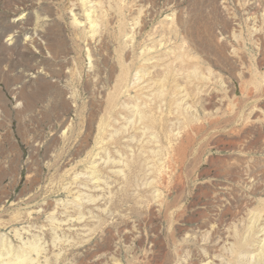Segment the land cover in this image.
Listing matches in <instances>:
<instances>
[{"label":"rangeland","instance_id":"rangeland-1","mask_svg":"<svg viewBox=\"0 0 264 264\" xmlns=\"http://www.w3.org/2000/svg\"><path fill=\"white\" fill-rule=\"evenodd\" d=\"M0 219V260L264 264V0H0Z\"/></svg>","mask_w":264,"mask_h":264},{"label":"bare ground","instance_id":"bare-ground-1","mask_svg":"<svg viewBox=\"0 0 264 264\" xmlns=\"http://www.w3.org/2000/svg\"><path fill=\"white\" fill-rule=\"evenodd\" d=\"M21 216V215H20ZM21 219V218H20ZM1 220V219H0ZM16 220H17V218H16ZM16 220H14V221H16ZM13 221V222H14ZM0 222H2V221H0ZM17 222V221H16ZM8 223V222H7ZM1 224V223H0ZM6 224H3V226H5ZM9 226V225H8ZM7 226V227H8ZM6 227V226H5ZM3 228V227H2ZM1 228V229H2ZM2 245H4V244H2ZM6 245V244H5ZM0 247L2 248V247H4V246H1L0 245ZM7 247V246H6ZM22 247V246H21ZM0 248V249H1ZM11 248V247H10ZM25 248V249H24ZM27 248H29L30 249V247H23V249L26 251L27 250ZM7 249V248H6ZM22 249V248H21ZM33 249H34V247H33ZM32 249V251H37L36 253L38 254V252H39V250H36V249H34L33 250ZM4 250V249H3ZM3 250L1 251L0 250V256L3 254ZM29 251V250H28ZM7 252L9 253V251L7 250ZM22 252H24L23 250H22ZM7 253V254H8ZM30 253V252H29ZM11 254V253H10ZM4 256V255H3ZM1 258V257H0ZM28 264L29 262H28V260H27V258L25 257V255L24 254H16L15 255V257H12V256H7V257H5L4 259H2V260H0V264Z\"/></svg>","mask_w":264,"mask_h":264}]
</instances>
